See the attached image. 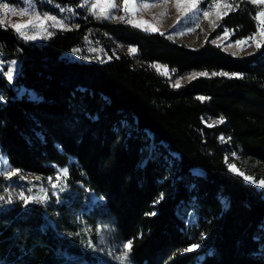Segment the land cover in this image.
I'll return each mask as SVG.
<instances>
[{"label":"trees","instance_id":"trees-1","mask_svg":"<svg viewBox=\"0 0 264 264\" xmlns=\"http://www.w3.org/2000/svg\"><path fill=\"white\" fill-rule=\"evenodd\" d=\"M37 3L56 15L71 5L75 27L27 41L0 24V57L19 61L12 81L0 71V151L22 174L67 169L79 192L71 205L57 206V219L68 222L84 209L90 189L105 201L84 210L88 224L108 225L109 236L133 241L124 264H264L263 194L227 164L240 156L264 173V46L235 56L213 34L188 47L164 31L75 8L78 0ZM232 5L219 31L251 36L263 5ZM92 42L106 51L109 43L136 51L72 57ZM146 42L169 47L160 58L169 75L146 62ZM220 72L242 75H212ZM209 117L219 119L208 125ZM193 199L198 224L190 231L177 209ZM50 208L16 197L0 206V264H121L96 253L85 233L57 236L47 224Z\"/></svg>","mask_w":264,"mask_h":264},{"label":"rangeland","instance_id":"rangeland-1","mask_svg":"<svg viewBox=\"0 0 264 264\" xmlns=\"http://www.w3.org/2000/svg\"><path fill=\"white\" fill-rule=\"evenodd\" d=\"M19 1L20 2L18 3H14L10 0H0V5H7L9 9L8 11L0 9V24L12 27L15 23H26L28 20H33L34 23L22 29L21 32L15 30L21 38L27 41L47 39L51 37L56 30L75 27V24L70 20L72 14L71 5L61 7V13L56 15L42 11V8L40 9L37 5L38 0ZM39 1L43 2L45 0ZM96 2L97 0H78V4L75 8L90 10L96 15L102 16L110 21H118L120 19L113 17L126 15L123 10V0H116V3L119 4L120 7L108 9L107 16L100 14L99 7H97L95 11L92 10L91 6ZM227 2L232 4V0H227ZM135 3L140 6V10L128 14L125 20H146L149 24L159 29V31H164L166 34L165 36L175 43L196 48L203 45L208 37L213 34L215 37L213 42L220 44L225 51L232 55L235 52L237 53L235 56H245L257 50L255 44L251 41H249L248 45L244 46L243 50H241L235 44V41L243 40L244 38H233L229 30L227 36L224 34V29L219 31L220 18L217 17V11L223 13L225 9L221 8L218 10L209 8L211 2L202 5L200 0L197 7L190 11L178 10L176 8L175 0H167V2L166 0H135ZM144 3H148L151 6L144 8L142 7ZM204 11H208L210 15L205 17L203 15ZM37 15L41 17L40 20L35 19ZM47 16L54 17L55 19L44 20L43 17ZM141 28L144 29V27ZM26 36H35L36 38L29 40L25 38ZM96 43L97 42L86 44L72 53V57L79 59H101L106 57V54L109 52L116 56L122 53H133L130 49L134 47L124 46L120 43H109V51H106L102 46L97 45ZM168 48L167 45L152 42H146L145 47L146 62L154 67L157 65L160 66V70L158 71L163 74H165L164 69H166L167 74L165 75H169V70L168 67L162 63L160 58ZM18 66L19 61L17 59L5 62L0 57V71L8 80L12 81L14 79ZM189 78L190 76H186L176 80L174 83L177 84V82H179L180 84ZM222 112L225 111H219L218 114H221ZM218 119V117H209L205 119V122L208 125H213ZM153 148L154 144L152 143L150 144L149 153ZM227 164H235L240 171L245 173V175L254 177L257 181L256 183L244 180L260 190L264 197V187L259 186V181L264 179V173H261V168L256 163L247 158L235 156L232 158L227 157ZM63 169L65 168H60L50 176L46 177L26 173H19L17 176H8L7 173L16 169L12 167L7 156L0 151V197L4 198L3 200H0V206L10 205L15 197L20 199V193H23L31 199L32 202L27 204L34 203L36 197H46L42 202L52 205V208H50L48 212H45V216L48 220L47 224L54 230L57 236L71 237L73 234L80 232H82V234L85 233V237L88 239L90 246L96 253H99L114 262H121L118 257H120L124 251L123 245L127 241L116 236H109L111 232L108 225L98 224V226L93 227L90 223L88 224L84 215V210L91 209L94 205L103 203L105 201L104 197L97 195L93 190L87 189L86 191L89 195L90 203L85 204L84 209L79 211V213L68 222L57 219L55 213V209L58 208L57 206H60L61 204H66L68 206L71 205L73 198L79 192V189L67 180L68 176L62 174L61 170ZM192 172L198 176L204 174L203 170L200 168H194ZM233 173L237 174L236 172ZM53 185H56V187L53 188ZM177 213L185 222L188 230L192 231L195 229L198 224V213L196 201L194 199L189 204H182L179 206ZM74 224L76 226L75 228H73ZM126 262L130 263L131 260L127 258Z\"/></svg>","mask_w":264,"mask_h":264},{"label":"snow or ice","instance_id":"snow-or-ice-1","mask_svg":"<svg viewBox=\"0 0 264 264\" xmlns=\"http://www.w3.org/2000/svg\"><path fill=\"white\" fill-rule=\"evenodd\" d=\"M167 2V0H166ZM251 3H253L254 5H264V0H250ZM200 3V0H175V4H176V8L178 10H187L190 11L193 8H196L197 5ZM151 5L148 3H144L142 5V7L144 8H148ZM92 10L95 11V9L97 7L100 8V14L103 16H107V12L108 9L110 8H119L120 5L116 3V0H97L96 3L92 4ZM209 8H213V9H225V11L223 13H221L220 11H217V17L218 18H222V15H227L228 11L232 10L233 5L228 3L227 0H211V3L209 4ZM0 9H3L4 11H8V6L7 5H0ZM123 10L125 12V16H120V17H113V18H118L120 20H125L128 14L137 12L140 10V6L136 5L135 0H123ZM166 14V13H165ZM203 15L205 17H208L210 15V13L208 11H204ZM36 20H40L41 17L39 15H37L35 17ZM44 20H48V19H52L54 20V17H43ZM254 19L258 22L257 25V31L254 32L251 36L244 38L243 40H236L235 44L241 49L243 50V47L248 45L249 41H251L252 43L255 44V47L257 49H260L262 46H264V7H260L259 10L256 13V16L254 17ZM128 23L130 24H134V26L137 27H144V29L147 30H151V31H159V29H157L156 27L152 26L151 24H149L148 21L146 20H141V21H133L131 19L127 20ZM34 23L33 20H28L26 23H15L12 25V27L17 31V32H21L22 29L28 27L29 25H32ZM23 34V33H21ZM183 34V33H181ZM224 34L225 36H227L228 30L225 29L224 30ZM26 39L32 40L35 39V36H26ZM131 52H135L136 49L135 48H131L130 49ZM237 53H233V55H236ZM157 70H160V66H156ZM165 74H167V70L164 69ZM197 74H193L192 77H190V79L195 78ZM199 75H208L207 73H200ZM212 75H224V76H234V77H240L242 74L240 73H227V72H220V73H212ZM175 87H179L180 84L179 82H177L176 85H174ZM199 99L204 100L206 99L205 97H200ZM224 118L221 117L219 122H223ZM236 154L233 153V156H235ZM229 170L236 172L238 175H240L241 177H243L245 180H248L252 183H256V179L254 177L251 176H247L245 175L244 172L240 171L235 164H229L228 165ZM63 175H67V169H63L61 170ZM20 173L19 169H16L10 173H7L8 176H17ZM259 186L264 187V179H261L259 181ZM56 185H53V188H55ZM3 197H0V200H3ZM20 199L25 203H29L32 202L31 199L28 196H25L23 193H20ZM44 199H46V197H36L35 198V202H42ZM161 199H163V196L161 195ZM154 215V213H153ZM132 240H128L124 245V251L122 252L121 256L118 257V259L121 261V264H124V262L127 261L128 255L132 250ZM195 247H198V245H193L191 248H187L184 251H191L193 250Z\"/></svg>","mask_w":264,"mask_h":264}]
</instances>
